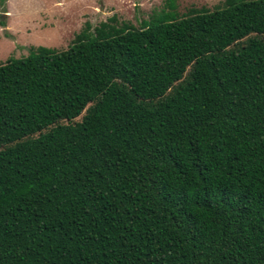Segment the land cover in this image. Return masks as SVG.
<instances>
[{"label":"trees","instance_id":"1","mask_svg":"<svg viewBox=\"0 0 264 264\" xmlns=\"http://www.w3.org/2000/svg\"><path fill=\"white\" fill-rule=\"evenodd\" d=\"M169 6L0 62V264H264V0Z\"/></svg>","mask_w":264,"mask_h":264},{"label":"rangeland","instance_id":"2","mask_svg":"<svg viewBox=\"0 0 264 264\" xmlns=\"http://www.w3.org/2000/svg\"><path fill=\"white\" fill-rule=\"evenodd\" d=\"M224 0H0V62L26 57L31 49L65 50L86 25L92 29L115 17L139 27L170 4L179 15L189 9L220 7ZM91 29V30H92ZM84 112L82 113V116ZM81 116L76 119L79 121ZM66 123V122H63Z\"/></svg>","mask_w":264,"mask_h":264}]
</instances>
